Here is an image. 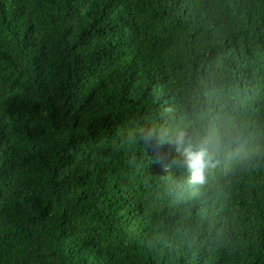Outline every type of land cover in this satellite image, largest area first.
I'll list each match as a JSON object with an SVG mask.
<instances>
[{
    "label": "trees",
    "instance_id": "1",
    "mask_svg": "<svg viewBox=\"0 0 264 264\" xmlns=\"http://www.w3.org/2000/svg\"><path fill=\"white\" fill-rule=\"evenodd\" d=\"M0 264H264V0H0Z\"/></svg>",
    "mask_w": 264,
    "mask_h": 264
},
{
    "label": "clouds",
    "instance_id": "2",
    "mask_svg": "<svg viewBox=\"0 0 264 264\" xmlns=\"http://www.w3.org/2000/svg\"><path fill=\"white\" fill-rule=\"evenodd\" d=\"M155 130L149 129L144 133L145 140L157 137ZM161 142L168 141L175 145V150L182 157V163L189 173L192 183L204 184L207 181V169L213 164L212 157L205 142H193L191 134L184 128H176L170 140L167 136L159 135Z\"/></svg>",
    "mask_w": 264,
    "mask_h": 264
}]
</instances>
